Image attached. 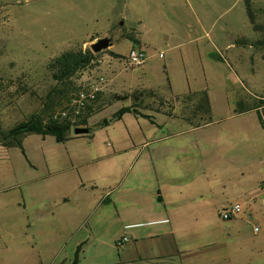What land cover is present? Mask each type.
<instances>
[{"label": "rangeland", "instance_id": "374dc122", "mask_svg": "<svg viewBox=\"0 0 264 264\" xmlns=\"http://www.w3.org/2000/svg\"><path fill=\"white\" fill-rule=\"evenodd\" d=\"M248 2L264 25V0H0V131L7 133L35 112L47 120L81 88L106 76L103 90L89 102L88 132L77 134L73 127L62 142L37 132L5 137L14 140L11 145L0 142L2 213L24 206L25 195L26 213L35 206L53 209L56 214L48 216L56 226L63 186H72L73 178L78 183L79 173L86 181L82 190L91 203L67 237L52 234L58 250L65 247L57 264L79 246L82 264H264V29L254 30ZM97 36L113 46L69 80L54 79L49 63L67 50L91 48ZM132 36L143 43L142 66L127 62L132 47H139ZM151 90L157 96L145 93ZM136 92H143L139 109L154 122L133 112L114 118L121 107L138 102ZM160 97L170 104L167 112L144 107H159ZM167 135L160 143L193 164L188 171L178 168L183 187L194 189L209 176L211 217L198 222L185 208L173 222L176 236L141 238L166 226L123 213L156 197L150 192L155 176L144 168L147 153L145 166L138 164L130 176L136 188L128 192L129 161L110 154L134 145L138 152L144 142ZM199 152H212L206 165L211 174L202 173ZM31 178L37 182L26 183ZM37 183L43 188L30 190ZM108 191L112 202L110 196L105 200ZM235 203L242 205L239 215L223 219L218 210ZM133 221L141 223L126 226ZM12 222L0 228V264L21 263ZM176 242L180 255L173 259Z\"/></svg>", "mask_w": 264, "mask_h": 264}, {"label": "crops", "instance_id": "0c3cea01", "mask_svg": "<svg viewBox=\"0 0 264 264\" xmlns=\"http://www.w3.org/2000/svg\"><path fill=\"white\" fill-rule=\"evenodd\" d=\"M97 36L96 38H98ZM139 47L142 48L143 43L139 38ZM234 45V43H232ZM113 43L111 42V45ZM109 46V47H110ZM134 48V47H132ZM161 98V97H160ZM160 105L157 110L166 111V106L170 105L168 101L161 98ZM259 107V106H258ZM150 108V107H149ZM260 108V107H259ZM149 114V113H148ZM152 115V114H150ZM153 117V115H152ZM154 122V119L153 121ZM198 127V126H197ZM170 135L157 138V141L144 142L142 146H140L141 150L137 152V145H134L133 148H119L118 151L115 150L110 156L122 155L120 158V162L127 163L129 161L128 167L125 169V183L127 185L124 187V191H133L135 187L134 181L130 180V176L135 174L138 170H133L135 167L141 163V166H145L143 155L147 153V163L148 167H144L148 170H152L157 185L150 192L155 191V199L152 196L151 202H142L144 206H138L137 208L125 209L123 211L126 217L132 218L134 216H143L148 218L147 223L152 224H166L164 231L162 229H154L153 231H149L145 235H141L140 237H155L161 236L164 233H168L170 235L176 236L178 233L174 221L181 217L184 213L185 208H190L192 210V215L201 222L202 220L206 221L207 218L211 217V209L207 208L208 206L212 207V186L211 181L209 180V176L203 178L204 183H201L196 188L188 190V188L183 187L178 180V168H185L187 171L190 169L191 165L189 162H184L180 159V153L170 147L168 144H161L160 140L169 138ZM205 142L212 141V137L204 138ZM191 142H195L196 140H191ZM131 151V152H130ZM147 151V152H146ZM123 153V154H122ZM198 162L201 167V171L204 174H211L212 167L206 169V165L211 166L212 160V152H199L198 154ZM133 172V174H132ZM79 182H75V178H73L72 186H63L62 196H61V204L58 206L61 207L59 210V218L57 219L58 224H54L52 217L56 214L53 212V209H47L44 207L35 206L32 209V213H26V198L23 195L24 206L19 204V208L11 209L10 207L6 208V210L2 213L1 209L6 206V204H2L0 202V228L2 230H6V226L13 220L12 224L18 233V238L13 241L14 244H18L21 249L22 259L20 264H57L60 255L65 251L61 249L60 251L55 246L53 241L54 236L53 232H57L56 234L60 237L68 236L69 228L72 226L75 219H79L87 206L91 203L88 202L90 200L89 196H87L84 192L86 186V181L83 176L79 173ZM149 182H152L151 176H149ZM178 180V181H177ZM71 181V180H70ZM37 180L35 178H31L26 183L34 184ZM208 182V185H207ZM96 186V185H95ZM93 186V187H95ZM124 186V185H123ZM43 186L40 183L34 185L30 190L38 191L42 189ZM42 191V190H41ZM83 191V192H81ZM32 192V191H31ZM33 194V193H30ZM115 194V193H114ZM112 197L110 191L105 193V200L108 197ZM47 194L43 195V198L47 200ZM103 200L99 198L98 201ZM114 201L112 197L109 199V202ZM157 201V202H156ZM35 204V203H34ZM219 208V207H218ZM227 209V207H223L222 210H218L219 215L221 216V212ZM7 214H13L14 217L5 218ZM32 221L35 223V229L32 226ZM174 222V223H173ZM141 223L139 221H133L132 223L126 224L134 225ZM22 229V230H21ZM31 230V231H30ZM61 232V233H60ZM5 235V234H4ZM53 236V237H52ZM137 238V237H136ZM3 240V239H2ZM59 240V238H58ZM57 240V241H58ZM5 243L7 244L6 240ZM177 254H174L173 259L180 255V247L177 245ZM57 248V249H56ZM37 256H35L36 254ZM75 254L71 256H65L63 259L59 261L62 264H72L74 260ZM167 256V255H166ZM166 260L168 258H165ZM170 259V257H169ZM47 261L48 263H45ZM196 262H203V260L198 259ZM79 264H82L81 258L79 259ZM98 264V263H96ZM173 264V263H171Z\"/></svg>", "mask_w": 264, "mask_h": 264}, {"label": "trees", "instance_id": "16d2710c", "mask_svg": "<svg viewBox=\"0 0 264 264\" xmlns=\"http://www.w3.org/2000/svg\"><path fill=\"white\" fill-rule=\"evenodd\" d=\"M248 13L253 25L254 30H263L264 25H261L257 21L256 11L253 5L248 2ZM136 42H139L137 38L132 36ZM95 38V37H94ZM264 41L261 40V43ZM99 52H94L91 48H79L67 50L57 56L52 62L49 63L48 70L51 72L54 79L63 82L69 80L73 76H75L78 72L88 68L92 65V63L96 60ZM146 94H150L153 97L157 96L154 91H145ZM137 94V103H133L130 106L121 107L115 114L114 118H121L126 112H133L136 115H142L146 118H149L153 121L152 115L148 113H144L139 109V106H142L140 103L143 101V92H136ZM261 103L264 100H259ZM209 105V104H208ZM143 107V106H142ZM145 108L150 107V109L157 110L158 107L144 106ZM210 109V106L208 107ZM92 110L91 105H88L85 110H83L82 114L79 118L73 121L71 118H55L53 113L49 116L47 120H45L41 113L35 112L33 113L26 121H23L16 126L12 127L7 133H3L0 131V142L5 145H11L14 140L7 141L5 137L12 136L16 137L29 132H37L42 135L52 134L56 137L57 141L62 142L67 140L68 133L73 127H83L88 126V119L91 116L90 111ZM105 124H108V120L104 121ZM264 124V122H263ZM4 137V138H3ZM19 142V141H17ZM80 251L81 246L78 247L73 263L79 264L80 259Z\"/></svg>", "mask_w": 264, "mask_h": 264}, {"label": "built area", "instance_id": "2783aa9c", "mask_svg": "<svg viewBox=\"0 0 264 264\" xmlns=\"http://www.w3.org/2000/svg\"><path fill=\"white\" fill-rule=\"evenodd\" d=\"M128 64L131 67L142 66L147 59L146 52L142 48L134 47L130 50L126 57ZM106 82L105 75H99L96 80L88 83L86 86L81 88L72 98L68 104H66L59 112H57L54 117L57 118H71L73 121L77 120L82 114L83 110L89 105V102H93L97 99L98 94L103 90L104 84ZM242 209L240 203H235L232 207L224 209L221 212V217L223 219H232L239 215ZM258 229V226H255ZM128 240V237L122 238L118 241V245L122 244Z\"/></svg>", "mask_w": 264, "mask_h": 264}, {"label": "water", "instance_id": "95a60500", "mask_svg": "<svg viewBox=\"0 0 264 264\" xmlns=\"http://www.w3.org/2000/svg\"><path fill=\"white\" fill-rule=\"evenodd\" d=\"M111 45L110 39L108 37H100L96 41L91 43V49L94 52H101ZM77 134H83L88 132L89 128L87 126L76 127Z\"/></svg>", "mask_w": 264, "mask_h": 264}]
</instances>
